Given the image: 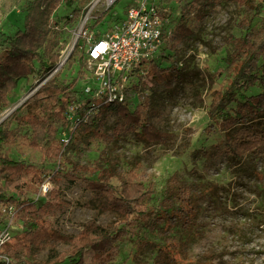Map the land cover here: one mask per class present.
I'll list each match as a JSON object with an SVG mask.
<instances>
[{
    "label": "trees",
    "instance_id": "trees-1",
    "mask_svg": "<svg viewBox=\"0 0 264 264\" xmlns=\"http://www.w3.org/2000/svg\"><path fill=\"white\" fill-rule=\"evenodd\" d=\"M87 1L32 0L24 29L13 36L1 34L0 45L4 49L0 57V109L6 106L9 94L17 88L19 80L37 73L43 77L51 73L60 54L57 37L62 30L60 25H70L80 14V8L74 4L83 5ZM221 1L192 0L185 5L175 24L170 52L144 65L145 78L136 85V106L93 101L88 97L83 99L75 81L54 78L38 91L34 101L23 105L22 114L15 116L18 128H25L24 134L10 126L0 131V226L4 222L2 208L14 206L23 226L16 232L14 244L34 252L54 251L58 244L68 245L64 251L53 252L45 260H28L19 259L14 244H8L5 252L11 260L0 261V264H114L121 253L120 243L125 238L136 239L140 245L157 247L155 264L180 262L187 244L180 235H190L206 194L176 174L167 180L159 204L149 206L156 193V183L152 179H143L137 160L130 161L129 168L124 171L118 170V164L110 155L100 157L92 164L72 163V170L67 173L70 181H81L95 193V206L99 210L126 216V221L113 230L91 222L74 236L55 228L48 219L51 210L66 207V202L59 199V192H51L50 198L42 203L28 193L39 194L45 181L53 178L45 162L60 158L66 147L65 142L57 137L56 123L66 131L71 128L70 141L83 148L89 147L93 140L110 144L126 135L147 147L171 144L173 135L159 129L153 122V92L162 88L172 93L194 75V71L176 57L178 50L175 48L198 38L193 24L203 21ZM229 1L254 9L256 14L262 9V4L255 0ZM63 5L73 8V18L67 16L65 22H52L53 14ZM245 28L244 36L226 38L232 52L224 62L234 67V78L229 88L214 99L209 110L212 127L225 133L237 129L230 147L239 155L264 149V129L261 126L264 122V20L257 31H253V20ZM161 59L166 65L159 61ZM256 86L261 92L249 95V90ZM72 107H75V119L71 117ZM89 113L93 116L91 121L86 118ZM112 115L117 119L109 126ZM40 131L46 132L43 143L38 142ZM18 143L28 144L36 150L41 165L12 158L9 150L16 148ZM200 154L196 151L195 158ZM113 178L119 186L113 184ZM143 231L158 237L161 242L149 240L142 235Z\"/></svg>",
    "mask_w": 264,
    "mask_h": 264
},
{
    "label": "rangeland",
    "instance_id": "rangeland-1",
    "mask_svg": "<svg viewBox=\"0 0 264 264\" xmlns=\"http://www.w3.org/2000/svg\"><path fill=\"white\" fill-rule=\"evenodd\" d=\"M31 1L0 0V42L1 34L13 36L18 30L24 29ZM162 1L171 11L174 24H177L183 8L192 0ZM134 2L120 0L112 11L124 17L125 8ZM255 2L262 4L257 14L254 9L222 0L203 21L193 24L198 38L175 48L178 50L176 57L182 59L194 71V75L172 93L162 88L153 92V122L159 129L173 135L171 144L147 147L136 143L131 135H126L110 144L93 140L89 147L83 148L70 141L71 128L66 131L60 124H55L57 137L68 142L60 158L45 162L53 178L45 181L39 194L28 193V196L42 203L50 198L51 192H59V199L66 202V207L51 210L48 219L55 228L74 236L91 222L108 230L121 226L126 216L114 211L99 210L95 206V193L88 190L81 181L71 182L67 173L72 170V163L92 164L106 155L112 156L118 164V170L122 171L127 170L130 161L135 159L140 164L139 172L143 174V179H152L156 183V193L149 206L159 204L167 180L175 174L206 194L190 235H180L187 244L178 264H264V149L246 151L242 155L233 153L230 141L236 137L237 129L225 133L212 127L209 118L212 102L219 93L223 94L229 88L234 78V67L224 62L232 52V46L226 38L244 36L250 20H253V31H257L264 20V0ZM74 7L80 8V14L71 22L72 32H68L66 25L61 23L62 30L57 37L59 42L65 41L59 45V51L68 47L70 40L73 41L76 26L84 19L80 17H85L87 12L93 16L87 25L93 33H101L113 23L110 18L112 14L105 9L103 2L95 5L89 0L83 5L75 3ZM70 15H73V8L63 5L56 10L51 20L65 22L64 18ZM3 49L0 45V57ZM159 61L166 65L164 60ZM83 65L79 62L71 64L60 73L51 72L45 77L37 73L19 80L17 88L9 94L6 106L0 109V131L7 126L18 128L15 116L24 112L23 105L34 101L38 91L50 80L75 81L78 88L82 87L80 74H85L84 69L87 68V64ZM259 92L261 89L256 86L248 94ZM137 103L138 97L134 98L130 106L134 107ZM71 117L75 119L74 115ZM92 117V114H88L89 121ZM116 119V115H112L109 126ZM261 126L264 129V122ZM18 129L21 135L24 134L25 128ZM45 133H38L39 143L45 141ZM196 151L201 152L197 158L194 156ZM9 153L15 160L39 165L42 163L38 152L28 144L18 143ZM112 182L119 186L115 178ZM44 189H47L46 193ZM18 224L22 225L20 221ZM142 235L149 240L161 242L158 237L146 231ZM120 246L121 253L114 264H155L157 247L140 245L136 239L131 238L123 239ZM67 247L66 244H58L54 251L46 249L34 252L14 244L18 258L28 260H45L53 252H62Z\"/></svg>",
    "mask_w": 264,
    "mask_h": 264
},
{
    "label": "built area",
    "instance_id": "built-area-1",
    "mask_svg": "<svg viewBox=\"0 0 264 264\" xmlns=\"http://www.w3.org/2000/svg\"><path fill=\"white\" fill-rule=\"evenodd\" d=\"M119 1L92 0L95 5L103 2L105 9L112 14L113 23L105 31L93 33L87 26L93 18L92 13L81 16L84 19L76 26L75 38L68 42V47L60 50L51 72L60 73L71 64L83 62L87 64L86 75L83 74L81 79L82 87L79 86L83 99L88 97L93 101L130 105L137 97L136 85L145 78L144 65L170 52L175 24L162 0H135L125 8L124 17L112 11ZM66 30L72 32L71 24L66 25ZM60 41L62 45L65 40ZM74 109H70L71 116ZM86 118L89 120L88 115ZM2 214L0 261L9 262L11 259L5 247L14 241L16 231L23 226L18 224V211L14 206H4Z\"/></svg>",
    "mask_w": 264,
    "mask_h": 264
}]
</instances>
